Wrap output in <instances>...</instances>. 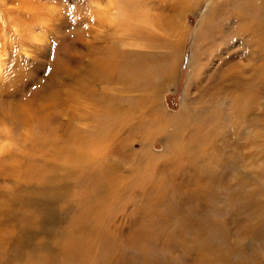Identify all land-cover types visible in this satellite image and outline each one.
<instances>
[{
	"label": "rangeland",
	"instance_id": "obj_1",
	"mask_svg": "<svg viewBox=\"0 0 264 264\" xmlns=\"http://www.w3.org/2000/svg\"><path fill=\"white\" fill-rule=\"evenodd\" d=\"M160 1L0 0V264H264V0ZM109 51L157 75L111 80Z\"/></svg>",
	"mask_w": 264,
	"mask_h": 264
},
{
	"label": "bare ground",
	"instance_id": "obj_2",
	"mask_svg": "<svg viewBox=\"0 0 264 264\" xmlns=\"http://www.w3.org/2000/svg\"><path fill=\"white\" fill-rule=\"evenodd\" d=\"M161 1L162 2H166L168 0H161ZM161 1L159 2V4L162 3ZM186 1H188V0H177L176 3H177V5L180 6L183 3H185ZM225 1L227 3L229 2L228 4H226L227 7H228V10H229V12H231L236 17L237 20H238V16H240V17L243 18L244 15H243L242 12L236 13V11L234 12V11L231 10V7L230 6H232V4H235L236 3L234 0H225ZM236 1H238V0H236ZM127 4H128V6L127 5H125V6L123 5V7H122L123 8L122 9V14L124 16L123 26L125 28L132 29V31L139 30V33H140V30H141L140 27H141V25L139 23L147 22V20L149 19V11L146 9L145 5H142L143 3L142 4L141 3H138L139 6H140V9H141V12H138L136 9L131 8L129 6V3L128 2H127ZM245 4H246V7H245ZM142 6H143V8H142ZM237 6L245 7L244 8V11L245 12L248 11L246 9V8H248V6H249V8H251L249 10H252V3L250 2V0H243L242 2H239V5H237ZM179 12H178V14H179ZM155 23H156V20H155V18H153V24L155 25ZM242 26L244 28L247 25L241 23V25L238 26V28H236L237 27V25H236L235 31L236 30H240L239 28L242 27ZM247 27H248L249 30L252 31V25H249ZM148 39H149V36H148V38L146 40H148ZM107 54L108 55L101 56V58L98 60V67H99L100 70H102L103 72H105L106 75H107L106 77H109L111 80L113 78H117L116 79V82L117 81L119 82L120 80H122V81H124L126 83L128 82L129 84L134 85V88L135 89L137 88V90H140V89H144L147 85H149V81L151 79V76L157 75V71L155 70L154 66L151 65V64H148V58H149V56L148 57L143 56V58H140L138 60L142 64L122 63L121 65H119V64L115 63L114 61L120 60L121 57H119V58H112L113 53H111V51H109ZM158 65L160 66V64H158ZM161 67L164 70L163 73H165L166 69H170L171 68L170 65H169V62H167L165 64H162ZM129 111H134V107L133 106L129 107ZM140 117H141V115L135 116V118H137L138 120L140 119ZM161 121H163V120H161ZM138 126H139V124H137L135 126V129H137ZM102 135L100 137H97V138H94V139H89L88 137L85 136L84 142L87 143V147H86V149L80 150L77 153L78 156L76 155L77 156L76 159H78V157H79L80 164L82 163L84 165L83 168H82L83 174H82V176L80 175L81 176L80 177V180H83L84 181L86 179H89L90 176H92L94 178V182L92 183L93 186L90 187V189H95L98 192H100V190H101V185L105 181L110 180L111 179V175L113 173H115V172H112L111 173L109 171V169L112 171V168L113 167L109 168V166L107 165L106 162H105L106 165L104 166V162L101 161V156L105 155L107 153V151H108V147L105 145V142H104L103 139H106L107 141L110 142V137H112V136L108 137V136H102ZM77 144H80V143H77ZM81 147H83V146H81ZM84 147H85V145H84ZM63 148H65V146ZM60 149H59V151H60ZM79 149H81V148H79ZM62 151L63 152L60 151L59 153H65L66 152V151L64 152V149ZM67 153H70V152H68V150H67ZM60 156H61L60 158H62V155H60ZM87 156H91L93 159L89 161L88 159H86ZM66 159L69 160V158L67 156H66ZM67 165H70V164H67ZM89 168H91V169H89ZM87 169H89V170H87ZM45 171H47V170H45ZM68 171H70V170L68 169ZM46 173L44 174L45 177L47 175ZM148 225H150L151 227H154L155 224L154 223H149ZM80 247L81 246H78L76 248V250L74 251V259H75L76 262L78 261V264H82L85 261V259L87 258L86 251L83 248L80 249Z\"/></svg>",
	"mask_w": 264,
	"mask_h": 264
}]
</instances>
